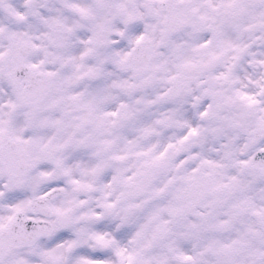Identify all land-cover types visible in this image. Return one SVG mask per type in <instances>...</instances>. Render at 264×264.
<instances>
[{
  "label": "snow or ice",
  "instance_id": "1",
  "mask_svg": "<svg viewBox=\"0 0 264 264\" xmlns=\"http://www.w3.org/2000/svg\"><path fill=\"white\" fill-rule=\"evenodd\" d=\"M0 264H264V0H0Z\"/></svg>",
  "mask_w": 264,
  "mask_h": 264
}]
</instances>
